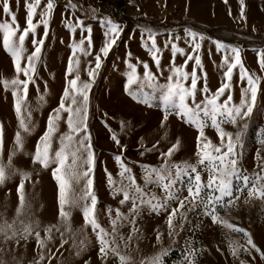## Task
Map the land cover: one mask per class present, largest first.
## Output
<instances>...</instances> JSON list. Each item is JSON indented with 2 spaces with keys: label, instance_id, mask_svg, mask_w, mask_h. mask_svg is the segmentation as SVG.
Returning <instances> with one entry per match:
<instances>
[{
  "label": "rangeland",
  "instance_id": "1",
  "mask_svg": "<svg viewBox=\"0 0 264 264\" xmlns=\"http://www.w3.org/2000/svg\"><path fill=\"white\" fill-rule=\"evenodd\" d=\"M34 0H9L10 12L2 9L0 0V23H12V14L22 30L26 26L27 5ZM47 0H40L33 17L35 33H29L25 39V52L22 64L34 51L33 36L43 39L39 58L35 60L34 82L29 84L28 95L21 105L18 117L14 107L12 87H4V81H11L15 76L12 58L3 49V30L0 29V126H2L3 148L0 151V163L5 166L6 179L0 183V264H120L118 257L109 249L106 258L99 252V242L91 225L85 226L82 209L86 180L68 176L66 189L67 203L64 209L68 217L62 219L60 213V187L53 175L55 163L42 167L33 163L37 142L47 128L49 115L60 103L68 81L79 74V81L91 83L89 92L88 131L91 134L92 151L95 161L91 178L92 191L97 196L96 218L99 224L112 233L108 209H112L111 219H115L117 208L128 215L129 202L121 205L122 193L113 194V187L127 184L122 180L121 168L115 156L121 155L123 162L132 169L137 183L144 185V171L141 165L159 166L163 159L160 152H167L179 141L177 148L169 157V162L195 163L198 130L186 123L169 109L168 119L161 123L164 108L158 94L149 104L133 100L125 91L127 73L126 60L137 64V71L142 75L143 66L139 61H147L152 72L156 73L161 83L170 74L172 62L183 66L191 73L195 67L197 80L196 100L204 99L200 89L205 83L211 96L226 81L224 72L228 65L225 56L231 61L232 48L240 51L244 67L254 78L260 79V90L252 113L248 117L238 118L236 124L223 123L221 127L233 134L238 167L243 174L264 175V70L258 62V53L264 51V2L254 0H53L54 8L48 20L47 35L41 20V13L46 11ZM75 5V8L72 7ZM111 19L122 31L116 38L108 55H101V65L91 79L88 71L95 68V55L104 45L108 31L101 20ZM83 21V25L79 23ZM91 27L92 48L89 54L79 50L73 55L72 45L79 43L82 36H87ZM155 34L157 47L160 48V65L163 74L157 69L148 50L151 41L147 40L148 30ZM203 35L197 42L201 47L193 52L185 30ZM179 37L177 40L176 37ZM167 42V47L165 44ZM217 42L224 47L217 50ZM176 43L185 54L177 52L173 57L171 44ZM84 48L87 50L88 42ZM131 52V58L128 53ZM199 55L201 66L195 60H188V55ZM73 60V71L68 73L69 58ZM138 58V59H137ZM79 60L77 68L75 61ZM25 77L21 74L20 79ZM230 88L220 97L226 99L230 92L231 103L239 104L242 90L248 88L247 79H241L239 66L233 70ZM186 83L190 84V79ZM147 90V89H146ZM250 95V93H249ZM43 98V99H41ZM143 99V97H141ZM30 114V115H29ZM66 113L61 114L57 122L52 149L59 147L61 133L67 132ZM203 115V114H201ZM21 119L29 129L21 127ZM123 122V127L121 126ZM20 133L22 148L16 145V134ZM205 137L215 144L220 138L211 120L205 121ZM239 133V140L236 135ZM115 134L120 144L112 136ZM203 140V138H202ZM159 142V143H157ZM153 145L155 148L153 149ZM143 153V154H141ZM11 161L9 163V156ZM86 153H82L83 157ZM21 173H27L24 180L25 204L19 215V194L17 187ZM113 184H109V175ZM202 178L207 179L203 173ZM259 183V182H257ZM186 185V179L184 181ZM233 203L217 205L216 222L211 215H205L201 207L192 211L185 210L187 219L181 223L179 216L173 218V230L169 235L168 212L175 204L169 202L167 210L158 211L145 204L140 206L135 220L136 231H132L129 221L121 220L117 224L116 243L120 254L130 257L128 264H153L158 258L160 264H264L261 253L264 252V198L249 196L248 187L241 181L234 180ZM179 186V185H178ZM240 191L237 192L236 189ZM150 194L162 198L158 187L149 185ZM183 195H187L183 191ZM90 203V201H89ZM223 221V223L221 222ZM31 224L33 231H39L44 239V246H38L34 235L27 239L20 238L25 225ZM234 225L237 231L228 225ZM11 225V227H8ZM54 226L51 239L46 238V226ZM15 232L16 236L11 234ZM157 232L161 234L156 239ZM257 251L248 244V236ZM5 233L11 238L5 240ZM131 235L132 239L125 247ZM124 240H121L120 237ZM61 239L65 241L61 246ZM111 242V236L108 237ZM19 240V243H17ZM247 249V251L245 250ZM235 250V255L233 254ZM43 254L44 259H40ZM50 257V258H49Z\"/></svg>",
  "mask_w": 264,
  "mask_h": 264
},
{
  "label": "snow or ice",
  "instance_id": "2",
  "mask_svg": "<svg viewBox=\"0 0 264 264\" xmlns=\"http://www.w3.org/2000/svg\"><path fill=\"white\" fill-rule=\"evenodd\" d=\"M40 0H34L33 3L27 5V19L26 26L21 30L19 24L16 22L15 14H12V23L4 22L0 23V29L3 30V49L8 52L12 58L16 76L11 80H5L4 87H12V95L14 97V107L18 117L21 114L22 102L26 100L28 95L29 84L34 82V74L36 71L35 60L39 58L41 52V46L43 45V39L37 41L34 36L32 44L34 45V51L28 55L26 63L22 64L23 53L25 52V39L29 33H35L36 24L33 23V17L36 14V8L39 5ZM75 8V5H72ZM54 8L53 0H47L45 5L46 11L41 13V20L45 27V35H47L48 20L44 17L51 15ZM2 9L5 13L10 12L9 0H3ZM101 24L106 25L108 31L105 32V36L108 37L109 33L112 34L110 39H106L104 45L99 49L95 55V68L88 71V76L91 79L95 77V70L101 65V55L107 56L112 45L115 44L116 38L119 36L122 29L118 24L112 22L111 19L101 20ZM83 25V21H79ZM148 31L147 40L151 41V46L145 45L152 60L154 61L160 74H163V69L160 65V48L156 45L155 34L150 30ZM88 35L82 36L79 43L72 45L73 55L79 50L84 52L85 55L89 54L92 48L91 27L87 28ZM187 36L191 37L189 41L193 45V52H198L201 45L197 42V36L203 40L204 37L194 31L185 30ZM178 40L179 37L177 36ZM88 42V48L85 50L84 43ZM167 42L165 47H167ZM224 47V45L217 42V50ZM173 57L177 52L185 54L184 49L179 48L176 43L171 44ZM231 52L234 54V58L229 61L225 56L224 62L228 65L227 70L224 72L226 81L213 93L208 95L209 89L205 83L204 87L200 89V92L204 94V99L201 101L196 100L197 95V74L195 67L191 73L184 70L188 61L185 60L183 66H176L174 60L172 66L169 69V75L165 78L163 83L160 82L156 73L152 72L147 61H139L143 66L142 75L137 71V64L126 60L129 71L127 73V84L125 91L127 94L138 102L149 104L153 98L158 94L159 99L162 101L164 108V116L161 123L168 119L169 109L173 110V113L197 128V151L195 163L183 162L175 163L169 162V157L173 151L177 148L179 141L168 148L167 152H160V156L163 162L157 167L153 165H141L144 171V185L141 186L137 183L135 175L132 173V169L124 164L121 155L115 156V160L119 163L122 180H127V184L121 187H113V194L122 193L123 198L120 200V204L123 205L129 202L131 206L128 209V215H124L119 208L115 210V219H111L112 209H108V215L111 220L112 233H108L98 222L96 218V204L97 196L92 191L93 179L91 173L94 168V153L92 151L91 134L88 131V118H89V92L91 89V83L88 81L80 82L79 74L73 76L68 81V86L65 87L63 95L60 98V103L56 109L48 117L47 128L37 142L35 153L32 156L33 163H39L42 167H48L49 163H55L56 167L53 169V175L59 183L60 187V217L66 219L68 212L65 211L64 205L67 203L66 189L69 181L68 176L75 177L77 179L84 178L86 180L84 195L82 199L85 201L82 215L85 226L91 225L93 232L96 235V239L99 242V252L106 258L108 250L110 249L119 259L120 264H128L131 260L130 257H126L118 251V244L116 243L117 224L118 221L126 220L132 224V231H136L135 220L136 214L142 205H149L152 210L158 211L163 208L167 210L169 202L175 204V207L171 208L168 212V228L169 235L173 230V218L179 216L181 223L187 219L186 211H192L197 206L201 207L205 215H211L213 222H216L218 217L216 215L217 205L225 203L224 198L229 197L227 204L233 203L234 197V185L233 181H241L242 184L248 187L249 196H259L264 198V175L256 173L253 176L243 174L245 170L238 167V158L235 153V143L233 141V134L227 132L221 127L223 123L236 124L238 118L248 117L255 106L257 93L260 90V79L254 78L249 74L248 70L244 67V64L240 57V51L237 48H232ZM128 57L131 58L132 53L129 52ZM258 62L262 70H264V51L258 53ZM138 59V58H137ZM195 60L196 66H201V57L197 54L195 56L189 54L188 60ZM78 68L79 60L75 61ZM239 66L240 76L243 80L247 79L248 88L242 90L240 103H231L233 97L229 92L226 99L220 102V97L225 95V90L230 88L231 85L228 81H231L233 70ZM73 71V60L70 57L68 63V73ZM25 78L20 79V75ZM190 79V84L186 83ZM147 89V90H146ZM250 93V95H249ZM143 97V99H141ZM43 99V98H41ZM66 113L65 123L67 125V132L61 133L59 137V147L52 149V142L54 134L57 131V122L61 119V114ZM203 114V115H201ZM30 115V114H29ZM210 119L211 125L216 129L220 138L219 144H213L210 139L205 137L204 127L205 121ZM123 127V122H121ZM21 127L28 131L29 129L21 119ZM113 140L120 144L119 139L113 134ZM203 138V140H202ZM237 141L239 140V133L236 135ZM159 143V142H157ZM16 145L22 148V139L20 133L16 134ZM3 148L2 138V126H0V151ZM155 145H153V149ZM82 153H86L83 157ZM143 154V153H141ZM11 161V155L9 156V163ZM261 167V171L264 172V167ZM207 174V179L202 178V174ZM109 184L112 185L111 174L109 173ZM28 177L27 173H21V180L17 187L19 194V206L17 207V215H19L25 204L24 196V180ZM6 179L5 166L0 163V183H3ZM186 179V185L184 181ZM259 182V183H257ZM158 187L163 193V197L159 198L154 194H150L147 191L148 186ZM179 185V186H178ZM183 191L187 192V195H183ZM240 191L239 188L236 189ZM90 201V203H89ZM223 223V221H221ZM11 227V225H8ZM54 226H46L44 232L47 239H51V232ZM228 227L235 228L237 231H245L238 229L236 226L229 224ZM4 229L0 228V232ZM12 236H16L17 233L13 232ZM20 238L27 239L28 236L34 235L38 246H44V239L41 238L39 231H33L31 224H27L23 228V232ZM248 236V244L260 251L253 243L250 234L245 232ZM111 236V242L108 237ZM11 238L5 233V240ZM161 234L157 232L156 239L160 240ZM121 240L124 238L121 236ZM132 239L131 235L128 237V241L125 242L127 247L128 242ZM19 243V240H17ZM65 243L61 239V246ZM247 251V249H245ZM235 255V250H233ZM50 258V257H49ZM261 258L264 259V252L261 253ZM40 259L43 260V254L40 255ZM39 264V261H37ZM87 264V262H86ZM143 264V262H142ZM153 264H160L159 258L153 262ZM191 264V262H190ZM243 264V262H241Z\"/></svg>",
  "mask_w": 264,
  "mask_h": 264
},
{
  "label": "crops",
  "instance_id": "3",
  "mask_svg": "<svg viewBox=\"0 0 264 264\" xmlns=\"http://www.w3.org/2000/svg\"><path fill=\"white\" fill-rule=\"evenodd\" d=\"M255 2H264V0H254ZM264 81V80H263Z\"/></svg>",
  "mask_w": 264,
  "mask_h": 264
}]
</instances>
